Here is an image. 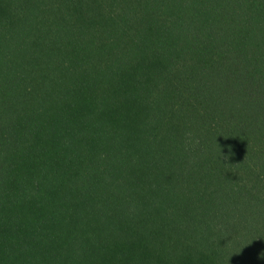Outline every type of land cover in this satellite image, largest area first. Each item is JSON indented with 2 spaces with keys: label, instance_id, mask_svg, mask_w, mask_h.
I'll use <instances>...</instances> for the list:
<instances>
[{
  "label": "trees",
  "instance_id": "obj_1",
  "mask_svg": "<svg viewBox=\"0 0 264 264\" xmlns=\"http://www.w3.org/2000/svg\"><path fill=\"white\" fill-rule=\"evenodd\" d=\"M0 264H264V0H0Z\"/></svg>",
  "mask_w": 264,
  "mask_h": 264
}]
</instances>
